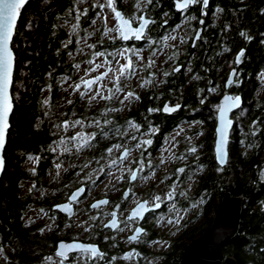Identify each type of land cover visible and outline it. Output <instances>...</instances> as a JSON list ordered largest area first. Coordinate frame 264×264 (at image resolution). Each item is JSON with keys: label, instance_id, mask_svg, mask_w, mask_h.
Segmentation results:
<instances>
[{"label": "trees", "instance_id": "1", "mask_svg": "<svg viewBox=\"0 0 264 264\" xmlns=\"http://www.w3.org/2000/svg\"><path fill=\"white\" fill-rule=\"evenodd\" d=\"M217 4L221 8L219 19L208 17L198 40L192 41L191 36L178 50L174 49L175 58L163 65L160 79L150 76L145 61L136 62L140 84L136 92L138 100L124 112L117 108L118 103L114 104L111 94L105 95L110 99L97 100V103H88L80 95H66V78L79 75V67L87 68L96 53H102L110 61L112 52L123 44L119 38L103 41L98 34L86 49L79 45L84 29L91 25L99 6L89 5L84 13L79 12L78 32H70L66 27L76 16L78 0H28L19 9L10 42L14 53L12 112L0 176V250L4 252L0 264H39L44 255L52 253L55 242L66 236L61 232L66 216L56 215L51 205L64 200L75 186L86 183L90 167L105 169L108 150L127 141L125 129L129 121L140 129H170L179 120L190 119L203 122L206 128L199 143L203 148L199 157L174 163L167 185L171 187L173 181L181 183L195 164L202 165L196 193L212 192L213 208L207 212L203 227L187 229L181 235L184 242L176 264H181L185 245L210 224L224 191L242 194L243 204L238 230L223 244L222 252L225 256L232 255L236 264H264V96L256 93L258 74L264 68V0H226ZM145 43L144 38L124 44L140 48ZM240 51L243 55L235 77L238 82H233L229 90L241 95L242 106L233 112L228 160L220 167L213 156L215 117L212 127L208 100L218 103L221 96L218 94L224 90L221 79L227 63ZM72 53L78 56L72 57ZM176 68L179 71H174ZM209 85L216 86V96H206ZM45 89H48L46 100ZM131 92H135L133 88ZM179 98L188 110L181 106L173 114L161 112L164 103ZM110 104L116 105L114 109ZM149 109L156 111L149 112ZM190 109H194L193 114L187 117L185 113ZM70 124L80 126L82 137L73 139ZM162 134H154L152 143H157ZM61 141L65 145L56 151L55 146H60ZM71 141L78 143L73 149L68 144ZM29 156L36 157L31 171L23 165ZM181 168L184 171L177 172ZM102 176L99 174L98 180ZM24 179H30L32 186L21 193L19 182ZM173 198L180 207L187 202L179 193ZM32 203L39 209L50 210V216L56 215L58 228L44 236L41 234L43 222L33 228L26 225L23 216ZM171 255L163 264L172 263L169 262Z\"/></svg>", "mask_w": 264, "mask_h": 264}, {"label": "rangeland", "instance_id": "2", "mask_svg": "<svg viewBox=\"0 0 264 264\" xmlns=\"http://www.w3.org/2000/svg\"><path fill=\"white\" fill-rule=\"evenodd\" d=\"M78 2L79 5L75 9L76 16L66 24V27L68 30H70V32L79 31V28H77V15L80 11L84 13L83 10L89 5L99 6V10L97 11L95 18L92 20L91 25L87 27L86 30L84 29V34H82L80 37L79 45H82L83 50L86 49L91 41H94L97 38L98 34H101L100 38L103 41L116 38L120 39L119 32L115 30L117 26L115 13L107 7V0H78ZM101 4L105 5L103 9L100 8ZM142 5V2H140L139 5H135L132 10L133 13L136 14L137 11L143 7ZM220 11V7L217 6L214 8V13L212 14V18L214 20L219 19L221 14ZM163 18H166V15H164ZM177 19V22L175 21L173 25L166 27L164 33H162L160 37H147L145 46L143 47L139 48L133 45L126 46L124 44L125 42H123L122 45H118L115 51L112 52L113 58L110 61L106 60L102 53L99 52L101 55H96V53L87 68L79 67L77 71L79 75L76 73L73 79L66 78V82L64 84L66 88V95H80L81 99L87 101L88 103H97V100L102 99L101 96L105 97V95L111 94L112 98L115 100L114 104H119V107H117L120 108L119 110L124 112L125 110L132 108L138 100L136 98L138 97L136 92L140 90V84L137 81L139 70L136 68L138 66L136 62L140 60L145 61L147 67L150 70V76L160 79L163 65L168 64L170 60L175 58L173 56L174 49L178 50L183 45V43L190 39L194 33L195 30L193 21L196 19L195 16L184 13L181 15V17H177ZM108 29H112V31H108ZM172 37H174V39ZM120 53H123V55H120ZM237 54L238 53H234L232 58L228 61L225 68L224 77L221 79V81L225 80L228 69H231L230 67H236L237 72L239 73L238 67L241 63V57L240 62L236 63L235 57ZM71 56L76 57L78 56V53H72ZM129 61L132 64L131 68H126L124 74L121 75L119 69L121 66L127 65ZM97 65L100 67H96ZM107 66H111V70L104 78L95 82L90 88H83V80L85 78L100 73ZM132 71L133 73L130 74ZM192 77H194V74ZM258 80L259 85L256 93L258 96H264V68L260 70L258 74ZM237 82L238 81L234 80V84H237ZM76 85H79L80 87L77 89ZM215 87L216 86L209 85L207 87L208 94L206 96H216L217 93ZM117 88L120 90L117 91ZM132 88L135 91L134 96L125 99V96L127 93L131 92ZM47 90L48 89H45L43 91L44 100L47 99ZM97 91H99L100 95H97ZM223 92L224 90H222L218 96H220ZM91 97H95V99H90ZM204 99L205 97H203L200 102H202ZM121 101H123V103H121ZM208 101L209 110L214 109L215 116L218 103L213 104V100ZM167 102L170 104L173 103L171 101ZM114 106L116 105L110 104L111 109H114ZM190 111H194V109H190ZM70 127L74 132V137H82V130L79 125L70 124ZM134 129L136 128L130 127L128 123L125 129L126 134H128L126 138L127 141L120 145V147L113 146L110 148L111 151L104 161L105 169L93 166V164V167H90V171L85 179L86 183H84L87 185V189L79 200V208L73 219V224L75 225L76 229H80L82 225L88 220V217H93V215L90 213L91 210L89 211V208H87L89 200L97 195L109 194L111 196H115L121 187L123 177L127 181V176L131 171V164L134 160L133 155L136 153L137 147L132 146L130 152L124 159H120L118 156L124 147H128L131 143H133L132 134ZM149 129H156V127H151ZM205 130L206 128L203 126V122L201 121H195L192 119L179 120L169 132L163 133L161 135V147L154 152L155 161H148V163L140 165L142 166L143 172L138 178H136L134 183L133 190H135V193L138 194L139 191L153 183L158 187L160 186L163 191L162 194L158 195L160 197L159 201L163 200L166 202V210L159 215L160 227L155 228L157 237L150 241L149 245H147L148 253L144 255L142 264H163L166 258L171 255L173 251L172 247L176 242V239H178L174 247V253L171 255L172 257L170 260L172 261H169L172 262L170 264H176L175 259L177 260L178 251L181 249L184 242V240L181 239V235L187 229L193 230L201 226L203 227L206 223L208 217L207 212L213 208V193L209 192L208 195L206 191H199L196 193L198 189L199 177L203 172L204 166L195 164L181 183H177L176 181H173L172 183L171 187L173 188L171 191H177L180 198H186L187 202L185 205L180 207L177 204L175 198L172 197L171 199H168L165 188H163V185L171 175V168L176 161H183V158L189 160L190 158L194 159L199 157V151L203 148V144L200 145L199 143L204 136ZM154 134L157 133H153L152 131L146 133L143 132L137 135V137L142 138L143 141H152L154 139ZM81 139L83 140V138ZM68 144H70L69 147L71 146L70 149H73L78 143L71 141L68 142ZM64 145L65 142L61 141V145L55 146V150H61L63 148L62 146ZM193 147L196 149V151L190 152L189 150ZM112 161H116V163L113 164ZM156 162L160 165L156 168H153V165ZM35 164L36 157L29 156L26 158L23 165L26 167V169L31 171L33 170ZM99 174L103 175L100 180H98ZM31 186L32 182L30 179H24L19 182L21 193H26L29 191ZM137 194L133 193V195L126 199V202L132 203L134 200H136ZM153 200L156 201L155 199ZM32 204V206H29L26 209L23 216L26 225H29V227L33 228L39 223L43 222L41 234L44 236L58 228L56 223V213V215L50 216V210L39 209L36 207V205H34V203ZM170 220L172 223H169ZM65 230L66 223H64L61 232L65 233ZM3 253V250H0V256H3ZM49 257L51 259H49ZM76 258L77 260L81 259L79 256ZM61 261L62 259L55 257L54 253L52 252L51 254L44 255L39 264H61Z\"/></svg>", "mask_w": 264, "mask_h": 264}, {"label": "flooded vegetation", "instance_id": "3", "mask_svg": "<svg viewBox=\"0 0 264 264\" xmlns=\"http://www.w3.org/2000/svg\"><path fill=\"white\" fill-rule=\"evenodd\" d=\"M115 1V7L116 10H121L123 13V16L127 19H129L133 26H136L139 23V17H141L142 14L145 15V17L150 18V22L147 27L144 34V38L147 39V37H160L162 33H164L167 25L170 22H177V17H181L184 13H187V15L192 14L195 16V21H193L194 26V33L192 34V41L198 40L202 32L205 28V22L207 21L208 17H212V14L214 13V8L219 7L220 5L217 4L221 1L226 0H209L207 6L202 9L201 8V0H197L196 3L190 4L187 9H184L182 11H176L173 8L174 1L175 0H114ZM219 1V2H218ZM143 3V7H141L137 13H133V7L135 5H139V3ZM217 2V3H216ZM166 6L167 8H163L162 10H158L155 7H163ZM135 14V15H134ZM166 15V18H163V16ZM201 27V33L197 39L194 38V34L196 30ZM130 41V40H129ZM127 41V42H129ZM133 41V40H132ZM126 43V42H125ZM193 43V42H192ZM180 67V65H177ZM232 93V92H231ZM235 95L234 93H232ZM212 100V99H211ZM169 103V102H167ZM179 103L181 109L182 101L179 98L177 101L173 102L172 104ZM177 109L176 111H178ZM182 109L188 110L185 106H182ZM176 111L172 113H165L167 115L173 114ZM162 112V111H161ZM209 115L211 116V124L213 127V118L214 116V109L209 110ZM186 116H191L193 114L191 111H187ZM156 133H166L171 130L170 129H154ZM150 129H134V132L132 134L135 139H133V143H131L128 147V153L130 152V149L132 146H135L138 143H141L143 141L142 138L137 137V135L141 133L149 132ZM161 137L158 140L157 143H151L149 144H143L141 143V147L137 148L136 153L133 155L134 160L131 164V171L136 170V178H138L141 173L143 172V169L141 168V164L148 163V161L154 162L155 161V154L154 152L161 147L160 143ZM128 155V154H127ZM160 164L155 163L153 165V168L158 167ZM129 173V175H130ZM129 175L127 176V181L123 177V181L121 182V187L119 188L118 193L115 196H111L109 194L106 195H97L93 197L91 200H89L88 207L90 213L93 215V217H88V220L82 225L80 229H76L75 225L73 224L74 216L79 208L78 203L81 199L82 195L73 202L74 205V212L71 217L66 216V230H65V237L61 238L64 240H72V239H78L83 242L88 243H95L98 245L99 253H102L103 255H98L96 257H91L90 253H84L80 250L70 252L67 255V259H63L61 257H58L53 253L55 257H58L60 259H63L64 264H142L144 260V255L148 253L147 245H149V242L154 240L156 236V227H160V218L159 215L166 210V202L161 201H154L153 199L157 197L159 194H162L163 191L160 188V186H156L155 184H150L149 186L145 187L139 193H135V190H133L134 183L136 181V178L133 181L129 180ZM84 184V183H83ZM85 185V192H86V184ZM163 188H165L166 194L169 192L173 193L174 195L177 193V191H174L171 189L173 187H168L167 181L163 185ZM84 192V193H85ZM69 193V192H68ZM68 193L66 194V199L68 196ZM83 193V194H84ZM127 193V195H125ZM137 194L136 200H134L132 203L126 202L127 198L131 195ZM106 197L107 203L99 205L96 208L90 207V203L98 198ZM145 202L147 201V204L145 207H150L152 205H155V203H159V208H148L144 214L141 217H133L129 219V212L131 208L139 203V202ZM57 215H63L59 213L57 210H53ZM112 213H115L116 217V226H105L106 222L113 218ZM95 218V219H93ZM140 228L143 231L139 234L136 240H129V237L133 234V232ZM77 256H79L81 259L77 260ZM127 257V258H126ZM115 258V259H113Z\"/></svg>", "mask_w": 264, "mask_h": 264}, {"label": "water", "instance_id": "4", "mask_svg": "<svg viewBox=\"0 0 264 264\" xmlns=\"http://www.w3.org/2000/svg\"><path fill=\"white\" fill-rule=\"evenodd\" d=\"M177 2H178V0L174 1V5H173L174 10L182 11V10H178L176 8ZM205 7L206 6L203 4V0H201V8L204 9ZM117 11H119L121 13V15H122V17L124 19H127V18H125L123 16V13L121 12V10H117ZM18 16H19V11H18L17 19H18ZM141 16H143L145 19L150 21V18L145 17L144 14H142ZM17 19H16V21H17ZM127 20H129V19H127ZM139 23H140V21H139ZM139 23L136 26H133L131 21H130V26L132 28H136V27H139ZM15 24H16V22H15ZM13 30H14V28H13ZM201 30H202L201 27H199L196 30V32L194 34V38L195 39H197L199 37V35L201 33ZM145 31H146V28H145ZM145 31H144V34H145ZM143 39H144V35L139 40L135 39L133 36H130L128 40H124V39L120 38V40L122 42H127L129 40L140 42ZM10 42H11V40H10ZM9 48H10V50L12 52V55H13V68H12V75H13L14 53H13V50L11 48V44L10 43H9ZM240 53H241V51L238 54H240ZM237 55H236V57H237ZM236 57H235V61H236ZM110 70H111V66H107L100 73H98L96 75H93V76H90V77H87L83 81L94 80L98 76L104 78L105 76L102 75V74L103 73H107L108 74L110 72ZM234 72H235V75H233ZM236 74H237V69L234 68V67L231 68L228 71V73L226 75V78L224 80V83H223L224 92L219 97L218 108L216 110V115H215V126H214L215 138H214V143H213V156H214V160H215L216 164L218 166H220V167H224L226 165V163H227V160H228V141H229V135H230L231 128H232V126L234 124V118L232 116V113L234 111L238 110L242 106V97H241V95L240 94L233 95L230 91H228L230 86H231V84L230 85L228 84V81L231 78L232 79V83H233L234 80H235ZM11 83H12V76H11V82H10L9 89H8L10 102L12 104L11 93H10ZM83 88L87 89L85 87L84 83H83ZM226 95L227 96H232V97L238 96L240 98V103H239L238 107L231 108L227 112V118L232 123L228 126L227 131H226L225 143L223 145V159H224V163L221 164L220 160L218 159V153H217V142L220 139V133L217 130L221 127L219 106L224 102V97ZM166 104L169 107H175L177 104L180 105L179 103L170 104V103L166 102V103H164L161 106V111L162 112H164L163 108H164V106ZM11 112H12V108H11V111H10V113L8 115V127L5 130L4 146L2 148H0V161H2V163H0V176H1V173H2V170H3V166H4L3 149H4L5 143H6V134H7L8 128H9V117L11 115ZM170 113H172V112H170ZM125 149H127V148L124 147L120 151L119 156H118L120 159H121V156L124 153ZM133 171L136 172V170H133ZM132 172L129 175V180L130 181L134 180V179L131 178ZM79 189H83V192L82 193L78 192ZM84 192H85V185L83 183L75 186L74 188H72L69 191L67 199L65 197L64 200L52 204L51 205V209L52 210H57L59 213L65 215V216L71 217L73 215V212H74L73 202L76 201L81 195H83ZM74 193H77V197H76L75 200H71L70 197H72V195ZM99 201H107V198L106 197H102V198H98V199L93 200L90 203V207H92L93 204H98ZM141 203H144V201L135 204L131 208V210H130V212L128 214L129 217H132V213L137 209L138 204H141ZM242 204H243V195L242 194L232 195L230 193V191H224L222 196H221V198H220V200L217 202V204L215 206L213 217H212V220H211L210 224L208 225V227L204 230V232H202L201 234H199L195 238L191 239L185 245V247H184V249L182 251L181 264H236L235 259H234V257L232 255H227V256L224 255V253L222 252V246H223V244L226 241H228L230 238H232L236 234V232L238 230ZM64 205H68L70 210L69 211L62 210V206H64ZM99 205H102V204H99ZM145 208L146 209L154 208V205H152V206H150L148 208L147 207H145ZM145 211L146 210H142L141 215L140 216H136V217H141L144 214ZM113 219L116 220V217H113L110 220H108L106 222V225L111 226V223H112ZM133 235H136V231H134L131 236H133ZM61 243L66 244V245L67 244H81V245H85V246L92 245V246H95L98 249V245L95 244V243L83 242V241L78 240V239H72V240L58 239L55 242V245H54V253L55 254H56L57 251L60 250L59 245ZM74 251H77V250H73V251H70V252H74ZM70 252H67L66 254H68ZM98 252H99V249H98Z\"/></svg>", "mask_w": 264, "mask_h": 264}, {"label": "snow or ice", "instance_id": "5", "mask_svg": "<svg viewBox=\"0 0 264 264\" xmlns=\"http://www.w3.org/2000/svg\"><path fill=\"white\" fill-rule=\"evenodd\" d=\"M27 2V0H0V148L4 146L5 142V130L8 127V115L11 111L12 104L10 102L9 98V85L11 82V76H12V68H13V55L12 52L9 48V43L12 38L13 34V28L17 19L18 11L19 9ZM150 2V0H149ZM197 0H178L176 4V8L178 10H183L187 9L190 4L196 3ZM203 4L207 6L208 0H203ZM105 5L101 4L100 8L103 9ZM107 7L110 8L114 13L115 17L117 20V26H116V31L119 32L120 38L124 40H128L130 36H133L135 39L139 40L143 37L144 31L146 26L153 21H149L145 19L143 16L139 17V27L132 28L130 26V21L127 19H124L119 11L116 10L114 7V0H107ZM108 31H112V29H108ZM241 35H245L244 33H241ZM174 39V37H172ZM96 55H101L100 53H97ZM120 55H123V53H120ZM243 55V52L237 55L236 57V63L240 62V57ZM91 63V61L89 62ZM76 67H79L77 65ZM96 67H100L97 65ZM126 68H131V62L127 65L121 66L119 69V72L121 75L124 74V71ZM174 71H179V68L174 69ZM102 75L106 76L107 73H103ZM167 75V73H165ZM235 75V72L233 73ZM102 77L98 76L94 80H87L83 81L84 85L86 88H90V86L95 83L97 80H100ZM147 83V81L145 82ZM228 84H232V79L230 78L228 81ZM143 86V85H141ZM80 86L76 85V88L78 89ZM120 89L117 88V91ZM83 95V93H82ZM97 95H100L99 91H97ZM134 93L129 92L125 96V99H128L130 97H133ZM102 99H110L111 97H104L101 96ZM138 99V97H136ZM90 99H95V97H91ZM123 103V101H121ZM240 103V98L238 96L232 97V96H225L224 97V102L219 106V112H220V121H221V127L217 130L220 133V139L217 142V153H218V159L220 160V163H224L223 159V145L225 143V136H226V131L228 126L232 123L228 118H227V112L231 108L238 107ZM180 105H176L175 107H169L167 104L164 106L163 111L166 113L174 112L177 109H179ZM156 111V109H149V112ZM75 123H81V121H76ZM129 126L136 128L137 130L139 129L138 125H135L133 122L129 121ZM154 133V129H150ZM75 139V137H73ZM135 139V137H133ZM87 142V141H85ZM141 143L143 144H151V140H144ZM141 143H138L136 145L137 148L141 147ZM116 147H120L117 145ZM109 152L111 149L108 150ZM190 152H195L196 149L193 147L189 150ZM128 154V150L125 149L124 153L121 156V159H124ZM163 162V161H162ZM2 163V161H0ZM113 164L116 163V161H112ZM59 167V165L57 166ZM142 168V166H141ZM184 169H177V172H183ZM131 178L135 179L136 178V172L133 171L131 174ZM78 192L82 193L83 189H79ZM127 195V193L125 194ZM77 197V193H74L72 197H70L71 200H75ZM168 199H171L173 197V193L169 192L167 194ZM156 201L160 200V197L157 196L154 198ZM107 201H99L98 204H93L92 207L96 208L99 206V204H105ZM147 204V201L144 203L138 204L137 209L132 213V217H129V219L140 216L142 210H147L145 208V205ZM154 207L159 208L160 204L155 203ZM62 210L64 211H69V206L64 205L62 206ZM113 217H115V213H112ZM95 219V218H93ZM169 223H172L170 220ZM106 227L109 225H105ZM112 227L116 226L115 219H113L111 223ZM136 235H133L129 237V240H136L139 234L143 231L140 228H137L136 230ZM60 250L56 252V255L58 257H61L63 259H67V252L73 251V250H80L84 253H90L91 257H96L98 255H103L102 253L98 252V249L95 246L92 245H81V244H63L61 243L59 245ZM127 258V257H126ZM49 259H51L49 257ZM63 259L61 261V264H63ZM115 259V258H113Z\"/></svg>", "mask_w": 264, "mask_h": 264}]
</instances>
